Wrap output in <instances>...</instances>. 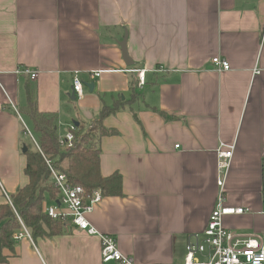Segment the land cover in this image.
I'll use <instances>...</instances> for the list:
<instances>
[{"label":"crops","instance_id":"crops-1","mask_svg":"<svg viewBox=\"0 0 264 264\" xmlns=\"http://www.w3.org/2000/svg\"><path fill=\"white\" fill-rule=\"evenodd\" d=\"M126 34L133 66L120 46ZM137 70L147 73L143 87ZM75 72L95 87L73 100ZM28 85L39 112L58 116L59 136L138 95L106 118L112 134L100 145L101 172L122 175L124 196L105 197L89 216L137 264L185 259L216 207L224 147H234L226 204L249 210L225 227L264 237V0H0V205L29 181ZM6 264L114 263H103L98 236L72 230L17 241Z\"/></svg>","mask_w":264,"mask_h":264},{"label":"trees","instance_id":"trees-1","mask_svg":"<svg viewBox=\"0 0 264 264\" xmlns=\"http://www.w3.org/2000/svg\"><path fill=\"white\" fill-rule=\"evenodd\" d=\"M26 93L28 104L21 109L24 120L20 118L22 137L30 139V143H23L27 161L25 175L29 181L12 195L13 206L8 201L0 205V264H6L11 258L18 241L15 237L23 230V225L30 232L32 241L52 238L66 231L59 221L45 214L47 206L57 202L60 194L54 183V171L65 174L72 185L82 187L89 195L100 191L104 198L124 196L122 175L114 173L105 177L101 172L100 145L103 137L112 134L104 125L106 118L133 104L138 95L128 102L118 100L113 107L104 106L100 115L87 127L81 124L77 128L74 147L63 151L59 144L58 116L39 112L31 85H28ZM161 114L167 120L172 119ZM134 116L138 120L136 112Z\"/></svg>","mask_w":264,"mask_h":264},{"label":"built area","instance_id":"built-area-1","mask_svg":"<svg viewBox=\"0 0 264 264\" xmlns=\"http://www.w3.org/2000/svg\"><path fill=\"white\" fill-rule=\"evenodd\" d=\"M213 63L220 71L231 69L227 60L215 58ZM135 72L138 74V86H145L147 82L146 71L137 70ZM18 74L27 76L32 81L39 77L38 71L28 68L20 69ZM100 75L101 73H96L95 76L100 77ZM84 88L80 73L75 72L73 91L76 99H82ZM76 130L77 127L72 125L65 135L59 136V144L63 151H69L74 147ZM28 134L32 136L29 130ZM233 153V146L219 150L218 170L221 177L218 185L221 192L205 231L189 238L184 264H264V237L259 234H242L226 228L224 224L227 217L241 216L249 212L243 207H233L226 204L224 184L231 166ZM53 173L54 183L60 194L57 202L47 206L45 214L59 221L66 231L77 230L88 236H98L101 241L103 263L137 264L134 258L121 252L114 236L101 233L89 219V216L103 202L102 193L95 191L89 195L82 187L72 185L65 174L56 171ZM6 196L8 203L13 206L11 198ZM23 238L32 241V236L24 225L23 230L16 235L15 239L19 241Z\"/></svg>","mask_w":264,"mask_h":264},{"label":"water","instance_id":"water-1","mask_svg":"<svg viewBox=\"0 0 264 264\" xmlns=\"http://www.w3.org/2000/svg\"><path fill=\"white\" fill-rule=\"evenodd\" d=\"M120 46H121V49H122L123 59L126 62L127 66H133L134 65V62L131 59V57L129 56L128 46H127V34H126L125 39L120 43ZM84 86L86 88L90 89L91 92L94 91V87H95V84L94 83H91V84L84 83ZM71 96H72V99L73 100H76V97H75L74 92L72 93ZM78 124L79 123H76L75 125L78 126Z\"/></svg>","mask_w":264,"mask_h":264},{"label":"rangeland","instance_id":"rangeland-1","mask_svg":"<svg viewBox=\"0 0 264 264\" xmlns=\"http://www.w3.org/2000/svg\"><path fill=\"white\" fill-rule=\"evenodd\" d=\"M25 120L27 121L26 118H25ZM25 141H26L27 143H30V139H29L28 137L25 138ZM185 255H186V254H185ZM177 264H184V259H183V261H181V262H179V263H177Z\"/></svg>","mask_w":264,"mask_h":264}]
</instances>
